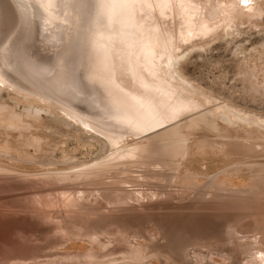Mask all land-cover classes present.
<instances>
[{
  "label": "rangeland",
  "instance_id": "obj_1",
  "mask_svg": "<svg viewBox=\"0 0 264 264\" xmlns=\"http://www.w3.org/2000/svg\"><path fill=\"white\" fill-rule=\"evenodd\" d=\"M249 1L243 10L256 4ZM234 2L120 0V9H133L124 33L88 15V29L94 34L92 39L87 36V44L92 51L75 40L81 44L76 53L83 58L76 60L71 78L58 84L70 95L75 89H65L76 80L98 86L81 88L84 103L79 104L70 99L60 103L54 97L58 89L45 79L48 75H32L38 86L28 88L29 73L13 62L18 61L19 47L5 53L17 47L10 37L16 39L12 31L18 20H28L29 32L35 33L47 10L38 13L28 0H0V67L5 79L24 88L0 85V264H188L187 257L193 264H233V255L245 260L242 264H264V0L262 5L257 1L259 10L241 12L237 19L230 12ZM94 8L92 4L91 11L97 12ZM228 9L234 17L225 15ZM177 21L180 31H190L182 30L181 44L174 45L167 31ZM74 33L82 39L79 26ZM74 38L56 42L53 26L45 36L37 33L38 65H54V55L64 56ZM99 49L104 53L98 54ZM24 50L19 57L33 55ZM149 50L158 52L162 76L174 75L192 92L178 80L170 81L179 89L171 82L170 89L162 86L159 75L155 80L157 71L143 60L151 55ZM180 90L196 101V113L194 107L160 98L180 95ZM65 108L78 112L99 132L65 115ZM117 137L125 139L119 146L126 151L144 145L145 160L129 164L113 156ZM207 222L210 241L188 246L192 232L206 230ZM196 258L201 262L194 263Z\"/></svg>",
  "mask_w": 264,
  "mask_h": 264
},
{
  "label": "bare ground",
  "instance_id": "obj_2",
  "mask_svg": "<svg viewBox=\"0 0 264 264\" xmlns=\"http://www.w3.org/2000/svg\"><path fill=\"white\" fill-rule=\"evenodd\" d=\"M2 1V0H1ZM29 2H31L32 4H34L31 0H28ZM88 1H89V3H88ZM103 1L105 2V0H38V3L37 4H40L41 5V7L39 8V5H37L36 3L34 4V8L33 9H35V11H39L40 13L41 12H43V10L45 9V11L46 12H43L44 14H45V19L43 20V23L40 25V23L42 22V18H41V20H39V21H41L40 23H39V29L36 31V28H34L33 29V31L35 30V33L34 32H32V30H31V32H29V28H28V20H27V22H25V23H27V24H25L26 26H23L24 24H20V21L22 22L23 20H18L19 21V23H17V26H15V28H16V30H13L12 31V35L15 33V36H16V39H13V38H11L9 35H8V39H9V37H10V39L14 42V44H15V46H17V47H14V48H12V49H10V50H8V51H6L5 53H9V52H13V51H15L18 47V49H17V51L15 52V55H16V57L18 58V61H13L14 63H17V64H19L22 68H23V70L25 71V72H27V73H29L27 76H26V78L25 79H28L29 81H31L30 79L32 78L34 81H35V83H38L37 81V79L35 78L36 76H32V75H34V74H36V75H42V76H44V75H48L45 79L47 80V81H49L51 84H53L55 87H56V89H58V91H59V94L58 95H54V97H56V98H58V100H60L61 102L60 103H62L63 102V100H65V99H70V100H73V101H76L77 103H82L83 102V100L82 99H84V97H81V96H79V93L81 92V88H83V90H85V89H87V87L88 88H92V87H97L96 89H98V86H92L91 84H92V82H90V81H88L87 82V85L86 84H84L83 83V81L82 80H76L75 82H73V85H68L67 86V88L65 89V90H67L68 89V87H71V88H73V89H75V91H76V93H75V95H70L68 92L66 93V91H63V89L61 90L58 86V84H61L65 79H70L71 78V75L69 74L68 76H56L55 77V75L54 76H52V74L54 73V71L56 70V68H55V66L54 65H52V64H50V65H48V66H46V67H41L40 65H38V62H37V60H36V58H35V51H34V48H35V37H36V34L38 33L40 36H45L46 35V32H47V30L48 29H50L51 28V26H53L54 27V30H55V40H56V42H59V41H63L66 37H69V36H71V35H73L74 37H77V38H79V36H77V35H75V33H74V31H75V29L79 26V31H80V33H81V36H82V39H80V41L82 42L81 44L83 45V48L84 49H87L88 50V52H89V54H90V52L92 51V48L87 44V36H88V38L89 39H92V37H93V32H92V29H88V26H89V24H90V20H91V18L88 16V15H91L94 19H93V22H95V20H96V22H98V23H100V24H103V25H106L107 24V27L109 28V29H111L113 32H115V33H120V32H118L119 31V29L124 33L125 32V30H126V21L130 18V16H131V14H133V13H131L132 11L131 10H133L132 9V7L130 8L131 10H129V8H126V9H128V11L127 10H124L123 8L122 9H120L119 7H120V0H110V2L111 1H113V3H114V5L115 6H109L108 5V3H109V1L108 0H106L107 2H105V3H103ZM179 1H182V0H179ZM246 1L247 0H236V2H234V12L231 10L230 12H232L234 15H235V18L234 19H237L236 17H238V15H240L241 14V12L242 13H245L246 11H247V13H251L252 11H257V10H259V9H257L256 8V6L255 5H257V7H258V4H259V2H262V0L261 1H259V0H251V1H256V4L251 8V9H248V10H243V5H246L245 3H246ZM251 1H249V2H251ZM257 1H258V4H257ZM144 2H146V1H144ZM144 2H143V4H144ZM192 1H190V3H191ZM127 3V2H126ZM181 3H185V2H181ZM252 3V2H251ZM89 4H90V6H89ZM92 4H93V6L96 8V9H98V11L96 12V11H91V7H92ZM146 4H147V2H146ZM149 4V3H148ZM152 4V3H151ZM192 4V3H191ZM204 4V3H203ZM226 4V3H225ZM261 5L263 4V2L262 3H260ZM126 5V4H125ZM138 5V4H137ZM150 5V4H149ZM188 5V3H186V6ZM193 5V4H192ZM191 5V6H192ZM197 5V4H196ZM199 5L200 4H198V6L197 7H199ZM222 5V4H221ZM233 5V4H232ZM248 5H249V3H248ZM174 6V5H173ZM184 6V5H183ZM202 6V5H201ZM212 6V5H211ZM260 6V5H259ZM115 7V8H114ZM150 7H151V5H150ZM149 7V8H150ZM156 7V6H155ZM180 7V6H179ZM193 7H194V5H193ZM192 7V8H193ZM219 7V6H218ZM227 7V6H226ZM94 8V9H95ZM137 8V7H136ZM135 8V9H136ZM139 8H140V6H139ZM220 8V7H219ZM256 8V9H255ZM259 8H262L261 6L259 7ZM40 9V10H39ZM52 9H55L56 10V12L53 14V12H51L50 14L51 15H49L48 13H49V11H51ZM141 9H143V8H141ZM156 9V8H155ZM170 8H168V10H169ZM171 9H173V8H171ZM184 9V8H183ZM229 9H228V11H226V13H225V15L226 14H228L227 12H229ZM117 10V11H116ZM137 10V9H136ZM149 10V9H148ZM150 10H151V8H150ZM167 10V9H166ZM175 10H176V8H175ZM186 10V9H185ZM185 10H184V12H185ZM227 10V9H226ZM8 11V10H7ZM10 11V10H9ZM9 11H8V13H9ZM145 11V10H144ZM164 11V10H163ZM163 11H162V13H163ZM189 11V10H188ZM261 11V10H260ZM38 12V13H39ZM159 12H161V11H159ZM170 12H172V11H170ZM173 12H174V10H173ZM177 13L179 12V11H176ZM194 12V11H193ZM94 13V14H93ZM155 13H157V12H155ZM162 13H160V14H162ZM191 14H192V12H190ZM195 13V12H194ZM197 13V12H196ZM195 13V14H196ZM206 13H208V12H206ZM232 13H231V16L232 17H234L233 15H232ZM10 14V13H9ZM26 14V13H25ZM56 14V15H55ZM58 14V15H57ZM138 14H141V13H138ZM138 14H137V17H138ZM142 14H143V12H142ZM154 14V13H153ZM158 14V13H157ZM167 14H169L168 12H167ZM179 14H181V13H179ZM189 14V13H188ZM187 14V15H188ZM252 14V13H251ZM40 15H43V14H40ZM40 15H39V17H40ZM135 15V14H134ZM155 15V14H154ZM172 15H174V14H172ZM193 15V14H192ZM205 15V14H204ZM249 15V14H248ZM32 16V15H31ZM44 16V15H43ZM163 16V15H162ZM164 16H165V14H164ZM226 16H230V14H228V15H226ZM230 16V17H231ZM241 16V15H240ZM32 17H34V16H32ZM31 17V18H32ZM42 17V16H41ZM132 18H133V16H131ZM150 17V16H149ZM168 17V16H167ZM175 17H177V16H175ZM192 17H194V16H192ZM192 17H189L190 19L192 18ZM196 17V16H195ZM203 17V16H202ZM29 18V17H28ZM27 18V19H28ZM44 18V17H43ZM139 18V17H138ZM141 18V17H140ZM143 18H145V17H143ZM151 18V17H150ZM26 19V18H25ZM134 19H136L135 17H134ZM146 19H149V18H146ZM162 19V18H161ZM165 19H167V18H165ZM184 19V18H183ZM195 19H197V18H194L193 19V21H195ZM208 19V18H207ZM233 19V18H232ZM232 19H231V23L233 22L232 21ZM30 20V19H29ZM56 20V21H55ZM139 20V19H138ZM153 20V19H152ZM155 20V19H154ZM168 20V19H167ZM178 20H179V18H178ZM206 20V19H205ZM228 20V19H227ZM25 21V20H24ZM171 21V20H170ZM37 22V21H36ZM139 22V21H138ZM146 22V21H145ZM151 22V21H150ZM160 22V21H159ZM159 22H157V23H159ZM184 22V21H183ZM196 22H197V20H196ZM196 22H194V23H196ZM211 22H212V20H211ZM225 24H226V22L225 21H223ZM15 23V24H16ZM32 23H35V22H33V20H32ZM161 24H162V22H160ZM173 23V22H172ZM178 21L175 23V25L174 26H172V28L171 27H168V29L170 28V30H168L167 32H170L169 34L170 35H168L169 36V38H170V36L172 35V39H174V40H172L173 42H174V45H175V43H178V44H181L180 43V40H181V37H182V33L184 32H182V30H185V29H182L181 31H180V27H182L181 25H180V23H178ZM193 23V22H192ZM29 24H30V22H29ZM142 24V22L140 23V25ZM203 24V23H202ZM215 24V23H214ZM219 24H220V22H219ZM233 24V23H232ZM35 25V24H34ZM128 25V24H127ZM139 25V26H140ZM153 25V24H152ZM163 25V24H162ZM185 25H188V23L187 24H185ZM195 25H197V24H195ZM194 25V26H195ZM209 25H212L211 27L213 28V24H209ZM208 25V26H209ZM23 28H22V27ZM33 26V25H32ZM35 26H37V24L35 25ZM35 26H33V27H35ZM120 26L122 27V28H120ZM142 26V25H141ZM168 26V25H167ZM166 26V27H167ZM170 26V25H169ZM199 26V25H198ZM223 26H224V24H223ZM227 26H231L230 24L228 25L227 24ZM27 27V28H26ZM118 27V28H117ZM137 27H138V25H137ZM144 27V26H143ZM143 27H141V28H143ZM146 27V26H145ZM151 27V26H150ZM160 27V26H159ZM158 27V28H159ZM184 27V26H183ZM203 27V26H202ZM207 27V26H206ZM205 27V28H206ZM226 27V26H225ZM225 27H223V28H225ZM19 28V29H18ZM31 28V27H30ZM141 28H138V29H140V32H141ZM157 28V27H156ZM191 28V27H190ZM195 28V27H194ZM193 28V29H194ZM204 28V29H205ZM134 29H136V28H133V31H134ZM152 30H153V28H151ZM160 29H162V28H160ZM165 29V28H164ZM199 29H201L202 30V28L200 27ZM203 29V31H207V30H204ZM226 29V28H225ZM9 30L10 29H8V32H9ZM124 30V31H123ZM143 30V29H142ZM144 30H146V29H144ZM143 30V31H144ZM186 30H188V31H190V29H188V28H186ZM185 30V31H186ZM153 31H155V30H153ZM161 31V30H160ZM159 31V32H160ZM196 31H199V30H197V28H196ZM213 31V30H212ZM157 32V31H156ZM162 32V31H161ZM166 32V31H165ZM191 32H193V30L191 31ZM210 32V31H209ZM158 33V32H157ZM201 34V31L200 32H198V34ZM148 34V33H147ZM146 34V35H147ZM149 34H150V31H149ZM154 34H155V32H154ZM154 34H150V35H152L151 37H154L153 35ZM160 34V33H159ZM168 34V33H167ZM194 34V33H193ZM193 34H191V35H193ZM198 34H194L195 36H197ZM123 35V34H122ZM129 35H130V33H129ZM144 35H145V33H144ZM144 35H143V37H144ZM189 36H190V34H188ZM118 36L119 37H121L119 34H118ZM139 36V35H138ZM149 36V35H148ZM167 35H165V37H166ZM194 36V37H195ZM199 36V35H198ZM205 36V35H204ZM131 37H132V35H131ZM163 37V34H162V36H161V34H160V36H159V39L161 38V39H163L162 38ZM175 37V38H174ZM185 37V36H184ZM193 36H192V38H194ZM200 37V36H199ZM202 37V36H201ZM206 37V36H205ZM210 37V36H209ZM208 37V38H209ZM128 38H129V36H128ZM138 38V37H137ZM140 38H142L141 36H140ZM156 38H158V34H157V37H155V39ZM179 38V39H178ZM183 38V37H182ZM186 39H187V36L185 37ZM191 38V37H190ZM124 39V38H123ZM125 39H126V37H125ZM148 39V38H147ZM146 39V40H147ZM153 39V38H152ZM196 38H194V40H195ZM7 40V39H6ZM5 40V41H6ZM154 40V39H153ZM164 40V39H163ZM167 40V39H166ZM193 40V41H194ZM123 41V40H122ZM140 41V40H139ZM150 41V40H149ZM155 41V40H154ZM189 41V40H188ZM121 42V41H120ZM125 42V41H124ZM132 42V41H131ZM137 42V41H136ZM169 42V41H168ZM31 43V44H30ZM145 43V42H144ZM166 43V42H165ZM170 43V42H169ZM168 43V44H169ZM192 43V42H191ZM80 44V45H81ZM131 44V43H130ZM171 45H173V43H170ZM187 44V43H186ZM185 44V45H186ZM33 45V47H31ZM131 45H133V44H131ZM136 47H138L136 44H134ZM148 45V44H147ZM153 45H154V43H153ZM165 45V44H164ZM171 45H169L170 47H171ZM12 46V43H9V47H11ZM92 46L94 47L95 45H94V43H92ZM144 46H146V45H144ZM158 46H159V43H158ZM162 46V45H161ZM168 46V45H167ZM178 46V45H177ZM179 46H181V45H179ZM178 46V47H179ZM27 47V48H26ZM148 47V46H147ZM169 47V48H170ZM177 47V48H178ZM30 49L31 51H29V50H27V49ZM37 48V47H36ZM135 48V47H134ZM152 49H153V47H151ZM171 48H173V47H171ZM192 48V47H191ZM24 49H26V51L24 50ZM94 49V48H93ZM95 49L96 50H98V48L95 46ZM136 49V48H135ZM144 49V48H143ZM146 49V48H145ZM157 49V48H156ZM174 49H175V46H174ZM179 49H180V51H181V48L179 47ZM179 49H178V51H175V52H179ZM185 49V48H184ZM22 50H24V53H26L27 51V54L29 53V52H32V54L33 55H31L32 56V59H31V56H30V54L28 55V56H30V58L29 57H25V56H23V57H19L18 56V53H20ZM137 50V49H136ZM171 50H173V49H171ZM176 50V49H175ZM186 50V49H185ZM188 50V49H187ZM100 51V52H99ZM99 53L98 54H103L104 52L102 51V50H100L99 49ZM138 51V50H137ZM136 51V52H137ZM144 51V50H143ZM150 51V50H149ZM97 52V51H96ZM172 52H174V50L172 51ZM186 52V51H185ZM66 53H67V55H68V53L69 52H65L64 51V53L63 54H65L66 55ZM93 53V52H92ZM149 53H151V55L149 56V57H151V60H148V56L146 57V55H145V57H146V59L147 60H145V59H143L144 60V62L146 61L147 62V64L149 63L150 65H152V67L153 68H155V71H157V74H156V76L155 75H152L153 77H154V79L156 80V78H159L160 77V80H161V83L160 84H162V86H166L167 87V89H170V86H169V82H171L172 80H174V82H176L178 79H176L175 77H174V75H167V76H162V74H163V70H159L160 68H159V65H160V63H161V60L158 58V52H155V50H153V51H150ZM62 54V55H63ZM135 54V53H134ZM146 54V53H145ZM166 54V53H165ZM180 54V53H179ZM143 55H144V53H143ZM168 55V54H167ZM175 55V54H174ZM174 55H173V57H174ZM163 56V55H162ZM165 56V55H164ZM54 57L56 58V57H60V55H59V53H57V54H55L54 55ZM97 57V56H96ZM102 57V55H100V58ZM140 57V56H139ZM161 57V56H160ZM169 57V56H168ZM173 57H171V58H173ZM181 57V56H180ZM81 58H83V56L81 57ZM99 58V57H98ZM163 58V57H162ZM182 58V57H181ZM108 59V58H107ZM159 59V60H158ZM170 59V58H169ZM99 59H97V61H98ZM102 60V59H101ZM139 58H138V55H137V57H136V62L137 63H139ZM163 60H164V58H163ZM166 60V59H165ZM179 60H180V58H179ZM103 61V60H102ZM155 61V62H154ZM160 61V63H159V65H157V63ZM167 61V60H166ZM107 63H110V62H108V60L106 61ZM162 62H164V61H162ZM95 63V62H94ZM98 63V62H97ZM102 62L100 61V64H101ZM152 63V64H151ZM22 64V65H21ZM99 64V63H98ZM100 64H99V66H100ZM95 65V64H94ZM150 65H149V67H150ZM157 66V67H155V66ZM98 66V65H97ZM98 66V67H99ZM164 66V65H163ZM173 66V64L171 65V67ZM174 66H175V68L176 69H178V67H179V61L177 60L175 63H174ZM162 67V66H161ZM170 67V66H169ZM110 68V67H109ZM162 68H164L165 69V67H162ZM111 69V68H110ZM151 69V68H150ZM149 69V70H150ZM174 68L172 67V69L171 70H173ZM96 70H97V68H96ZM105 70V69H104ZM103 70V71H104ZM124 71H125V69H124ZM127 71V70H126ZM126 71H125V74H126ZM154 71V70H153ZM95 72V71H94ZM97 72V71H96ZM112 72V71H111ZM114 72V71H113ZM116 72V71H115ZM119 72V71H118ZM131 72V71H130ZM71 74H73V73H71ZM103 74H104V72H103ZM116 74V73H115ZM30 75V76H29ZM51 75V76H50ZM158 75H159V77H158ZM112 76V75H111ZM111 76H109V77H111ZM124 76V75H123ZM133 76V75H132ZM5 77H6V74H5V72L1 69V67H0V85L1 84H3V85H8V87L10 86V87H14V89L16 88V89H18V90H20V89H24L23 87H21V86H18L16 83H14L13 81H10L9 79H5ZM114 77V76H113ZM122 76H120V78H121ZM130 77V76H129ZM99 78H102L103 79V77H99ZM98 78V79H99ZM133 78V77H132ZM100 80V79H99ZM130 80V79H129ZM171 80V81H170ZM34 81H31L32 83L30 84V87H28V88H32V89H34L35 87H34V85H36V84H34ZM104 82V81H103ZM99 83V82H98ZM63 84V83H62ZM61 84V85H62ZM171 84L172 85H174V83L173 82H171ZM178 84H182L184 87H185V89H186V91L188 90L189 91V87L187 88L186 87V85H184L182 82H180L179 80H178ZM188 84V83H187ZM60 85V86H61ZM181 85V86H182ZM36 86H38V85H36ZM175 86V85H174ZM182 86V87H183ZM175 87H177V86H175ZM80 88V89H79ZM178 89H179V87H177ZM60 89V90H59ZM96 89H95V91H96ZM132 89H133V87H132ZM185 89H183L184 90V92H185ZM83 90H82V92H81V94H83V93H85V92H83ZM114 90H115V87H114ZM94 91V90H93ZM94 91V92H95ZM113 91V90H112ZM116 91H118L117 89H116ZM181 92V94L179 95V94H176V93H171V94H173V96H176V99H174L173 98V96L172 95H170V97H167V98H163L162 96L160 97V98H162V100L165 102V100L167 101V104H170V103H168V102H173V103H175V104H177L178 106H185V107H188V105H189V110H190V108H193V112L194 113H196L195 111V108H197L196 107V101L195 102H192L190 99H189V96L187 97V95L186 94H184V92H182V90H180ZM187 91V92H188ZM25 92V91H24ZM28 93H32L31 91H27ZM190 92H192V91H189V93ZM121 92H119V94H120ZM124 93V92H123ZM62 94H64V95H67V96H64V95H62ZM112 94V93H111ZM129 94V93H128ZM96 95L98 96V93H96ZM100 95V94H99ZM112 95H115V93H114V91H113V94ZM136 95V94H135ZM29 96V95H28ZM109 96V95H108ZM111 96V95H110ZM117 96H118V94H117ZM127 96V95H126ZM172 96V97H171ZM101 98H103V97H101ZM113 98V96H111V99ZM117 97H115V99H116ZM114 99V100H115ZM121 99V98H120ZM129 99H130V95H129ZM134 99V98H133ZM113 100V99H112ZM116 100H119V99H116ZM121 100H123V99H121ZM128 99H126V101H127ZM86 102V101H85ZM117 102V101H116ZM115 102V103H116ZM130 102V101H129ZM84 103V102H83ZM131 103V102H130ZM129 103V104H130ZM58 104H59V102H58ZM121 105L123 104V103H120ZM128 104V103H127ZM166 104V103H165ZM178 106H176V107H178ZM162 107V106H161ZM145 108V107H144ZM175 108V107H174ZM173 108V109H174ZM110 109V108H109ZM142 109V108H141ZM68 110L69 109H67L66 110V108L65 109H61V111L63 112V113H65V115H67V116H69L70 118L72 117L76 122H78V123H80L84 128H86L87 130H89V131H91V132H94L95 133V131L96 132H99V130L95 127V126H93L90 122H88L86 119H84L82 116H80L79 115V113L78 112H76V111H73V110H70L69 112H68ZM145 110H146V108H145ZM168 110V109H167ZM190 112V111H189ZM78 113V114H77ZM159 113V112H158ZM164 113V112H163ZM174 113V112H173ZM81 114V113H80ZM40 115V114H39ZM159 116V115H158ZM163 116V115H162ZM212 116V115H211ZM172 117V116H171ZM209 117V116H208ZM71 118V119H72ZM141 118V117H140ZM164 120H166V119H164ZM181 122V121H180ZM104 133V132H103ZM106 137V136H105ZM107 138V137H106ZM107 139H109V138H107ZM116 140H114V141H116L115 142V153H114V155L113 156H115L118 160H124V161H121V162H123V163H134V160H136V162L137 161H139L141 158L143 159L144 158V156H146V155H144V153H145V150H146V147L144 146V145H141V146H137V147H134V148H132L131 150H125L124 148V150L123 149H121L122 148V146H119L120 144L122 145V143H124L123 142V140L125 141V139L123 138V137H117V138H115ZM231 139V138H230ZM109 140H111V139H109ZM247 142V141H246ZM110 143V142H109ZM126 143V142H125ZM111 144V143H110ZM234 144V143H233ZM124 145V144H123ZM192 145V144H191ZM240 145V144H239ZM243 145V144H242ZM241 145V146H242ZM248 146H249V144H247ZM247 145H245V146H247ZM241 146H237L238 148H240ZM248 146H247V149H250V148H248ZM255 146V145H254ZM127 147V146H126ZM250 147V146H249ZM182 149H184V147H181ZM243 149V146L241 147V150ZM247 149L245 150V151H247ZM233 150V149H232ZM191 151V150H190ZM231 151V150H230ZM113 152H114V150H113ZM243 152H244V150H243ZM111 157V156H110ZM134 159V160H133ZM118 160H116V162H118ZM143 160H145V159H143ZM256 160V159H255ZM148 161V160H147ZM120 162V161H119ZM254 162V161H253ZM104 164V163H103ZM106 164V163H105ZM111 164V163H110ZM109 164V165H110ZM108 165V166H109ZM121 165H123V164H121ZM103 165H101V166H97L96 167V169L97 170H99V169H101V167H102ZM108 168V167H107ZM109 168H111V167H109ZM113 168H115V167H113ZM116 169H117V167H116ZM109 170V169H108ZM114 170V169H113ZM176 231V230H175ZM174 231V232H175ZM218 232V231H217ZM171 233V232H170ZM177 234V233H176ZM175 234V235H176ZM172 235V234H171ZM170 235V236H171ZM173 235H174V233H173ZM184 235V234H183ZM192 235V234H191ZM191 235H190V237H191ZM180 236V235H179ZM171 238V237H170ZM186 238V237H185ZM173 239V238H172ZM179 239V238H178ZM191 239V238H190ZM184 240V239H183ZM182 240V241H183ZM192 240V239H191ZM195 240V239H194ZM196 241V240H195ZM180 242V241H179ZM193 242V241H192ZM175 243V242H174ZM189 243V242H188ZM196 243V242H195ZM185 244H186V242H185ZM190 244V243H189ZM192 245V244H191ZM184 246V245H183ZM188 246H190V245H188ZM188 246L187 247H185V248H188ZM182 248H184V247H182ZM142 249V248H141ZM140 249V250H141ZM184 253V252H183ZM121 257V256H120ZM107 259V258H106ZM136 262V261H135Z\"/></svg>",
  "mask_w": 264,
  "mask_h": 264
},
{
  "label": "water",
  "instance_id": "obj_3",
  "mask_svg": "<svg viewBox=\"0 0 264 264\" xmlns=\"http://www.w3.org/2000/svg\"><path fill=\"white\" fill-rule=\"evenodd\" d=\"M73 37V35L69 36V38ZM80 40L79 38L75 37L71 41L72 47L70 49L68 48L69 51L67 52H72L68 53V55L60 56L57 59L54 60V66L56 68L57 76H68L70 73H72L76 67L77 64L75 63L78 58H81V55L76 53L78 50H80V43L75 41V40ZM71 40V39H70ZM78 44V47L76 46Z\"/></svg>",
  "mask_w": 264,
  "mask_h": 264
},
{
  "label": "crops",
  "instance_id": "obj_4",
  "mask_svg": "<svg viewBox=\"0 0 264 264\" xmlns=\"http://www.w3.org/2000/svg\"><path fill=\"white\" fill-rule=\"evenodd\" d=\"M207 224H208V226L206 225V230H201L200 231V228L198 229V227L196 228V227H194V228H196V229H192V230H197L198 229V231L196 232H192V237H191V239H190V246H194V245H196L197 243H194L195 242V240L197 241V240H203V239H208V241H210V222H207ZM203 229V228H202ZM195 239V240H194ZM193 241V242H192ZM194 243V244H193ZM192 244V245H191ZM187 256V255H186ZM234 257H233V259H234V262H233V264H242V263H245V260H243V261H240L235 255H233ZM191 259H189L188 257H187V263L188 264H193L191 261H190ZM201 262V260H199L198 258H196L195 259V262L194 263H200Z\"/></svg>",
  "mask_w": 264,
  "mask_h": 264
}]
</instances>
